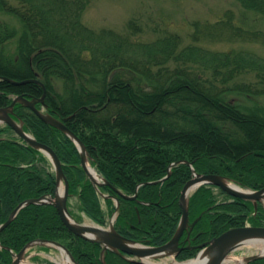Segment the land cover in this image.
<instances>
[{
    "label": "trees",
    "instance_id": "1",
    "mask_svg": "<svg viewBox=\"0 0 264 264\" xmlns=\"http://www.w3.org/2000/svg\"><path fill=\"white\" fill-rule=\"evenodd\" d=\"M236 1L264 16V0ZM91 2L0 0V12L20 24L0 18V78L42 81L47 92L37 106L46 105L48 113L65 122L87 147L91 165L110 183L98 190L77 143L17 103L13 117L58 154L81 210L104 226L117 212L114 226L121 234L159 246L179 227L180 197L193 177L192 167L245 188H263L264 56L205 43L241 40L264 46V30L245 28L229 10L215 22H194L189 44L170 31L145 40L135 38L143 28L134 20L127 25L129 33L87 25L83 15ZM43 94L35 81L0 79V108L18 95ZM170 167L171 175L160 181ZM56 187L51 159L12 126L1 124L0 225L21 202L55 194ZM135 194V199L126 197ZM230 198L211 184L190 196L191 222L201 218L178 260L195 257L201 244L230 228L264 226L263 204L256 209L252 201ZM36 239L64 244L79 264H103V246L71 232L52 203L26 205L1 232L0 264H11L15 253ZM105 257L107 264H143L112 250ZM246 264H264V257Z\"/></svg>",
    "mask_w": 264,
    "mask_h": 264
},
{
    "label": "water",
    "instance_id": "2",
    "mask_svg": "<svg viewBox=\"0 0 264 264\" xmlns=\"http://www.w3.org/2000/svg\"><path fill=\"white\" fill-rule=\"evenodd\" d=\"M0 79L7 80L13 84H25L27 82L35 81L41 84L44 87V94L41 98H32L29 99L24 95H19L14 98L12 103L8 106L0 108V124L7 123L11 125L17 133L32 146L42 150L53 162V165L56 169L57 174V187L55 195H44L39 198H31L21 202L15 210L11 213L9 219L0 225V234L1 232L11 223L15 218L18 212L26 205L31 203H52L56 206L63 222L67 228L74 234L85 238L87 240L98 242L103 245L102 250V260L106 264L105 252L108 250H113L120 254L131 255L134 257V260L139 261L143 264H156L150 262L146 259H162L166 257H176L178 253L183 249L180 246L181 237L184 234V231L187 227L190 226V217H189V196L191 189L197 185L194 189H198L204 184H212L222 188L224 191L230 195L241 198L247 201H253L256 208L258 203L264 201V187L259 190H250L244 189L241 186L237 185L233 187L229 185L230 179L226 176L220 174H199L195 173L194 177L191 178L184 186L180 201L183 209L182 218L179 224V227L174 234V236L167 243L160 246H149L142 244L134 239L128 238L121 234L114 227L113 223L109 227H103L99 224H85L77 221L71 214L68 206V201L70 197V183L67 176L64 173L63 165L58 154L47 144L39 142L32 134L25 131L23 122H18L14 117V107L17 103H22L25 106L31 108L36 112V114L42 118L46 123L53 125L54 127L59 128L66 134H68L78 145L81 155H82V164L87 172L88 177L96 186L107 185L109 182L101 177V181H97L92 173L89 170V153L87 147L83 141L77 137L75 133L60 119L56 118L52 114L46 112L44 108L40 109L37 107L38 102L45 101L46 96V86L44 83L38 79H25V80H15L9 77H1ZM171 174V167L168 175L160 181H164ZM122 194V192L118 189ZM130 197V196H126ZM137 196H133V199ZM119 203V202H118ZM200 219L197 218L193 223L194 226L197 221ZM190 234V233H189ZM189 237V236H188ZM252 241H263L264 242V226H253L245 225L239 227H233L226 230L218 236H215L210 241L205 242L201 245V250L198 252L195 258H198L201 254L211 256L206 260L204 264H226V261L230 254L235 251L239 246L250 243ZM36 244H46L49 246L56 247L60 250H64L69 257L71 258L73 264H79L71 251L62 243L46 239H37L26 244L18 253L15 254V258L12 264H22L23 260L26 257V252L29 248ZM264 257V253L255 254L248 256L240 264H244L251 260ZM192 260V259H191ZM52 264H67L54 261Z\"/></svg>",
    "mask_w": 264,
    "mask_h": 264
},
{
    "label": "rangeland",
    "instance_id": "3",
    "mask_svg": "<svg viewBox=\"0 0 264 264\" xmlns=\"http://www.w3.org/2000/svg\"><path fill=\"white\" fill-rule=\"evenodd\" d=\"M229 10L235 13V21L243 23L245 28L264 30V16L246 10L236 0H92L83 15V20L92 28H109L119 33H129L127 25L129 21L134 20L143 28L142 33L136 35L135 38L152 40L162 35L163 32L170 31L181 34L185 45L191 43L190 35L194 22H215ZM0 18L20 27L19 21L13 16L0 12ZM205 45L222 51L247 48L264 56V46L258 43L232 40L205 43ZM216 192L220 193L218 189ZM76 198L73 197L70 201L73 217L81 223H93L90 218L80 213ZM218 198L224 199L225 196L219 194ZM260 253L259 246L245 243L231 253L226 264H239L246 257ZM61 254L62 251L53 246L47 249L30 248L22 264L63 262ZM154 261L173 264L176 259L169 257Z\"/></svg>",
    "mask_w": 264,
    "mask_h": 264
},
{
    "label": "bare ground",
    "instance_id": "4",
    "mask_svg": "<svg viewBox=\"0 0 264 264\" xmlns=\"http://www.w3.org/2000/svg\"><path fill=\"white\" fill-rule=\"evenodd\" d=\"M89 170L90 172L92 173L93 177L97 180V181H101V178L99 176V174L95 171L94 168L91 167V165L89 164ZM229 185L233 186V187H236V184L229 181L228 182ZM197 185H195L190 193L195 189ZM85 224H92L90 222H86ZM251 244H254V245H257L259 246V248L261 249V253H264V242L263 241H252L250 242ZM211 255L208 254V255H205V254H201L198 258H195V259H192V260H187V261H184V262H178V261H175L173 264H204L206 262V260L210 257ZM61 257H62V261L63 263H67V264H73L71 258L69 257V255L63 250L62 251V254H61ZM148 261H152V259H146ZM227 261H229V259H227ZM242 261V260H241ZM153 262V261H152ZM155 263V262H154ZM157 264H168V263H161V262H157Z\"/></svg>",
    "mask_w": 264,
    "mask_h": 264
},
{
    "label": "flooded vegetation",
    "instance_id": "5",
    "mask_svg": "<svg viewBox=\"0 0 264 264\" xmlns=\"http://www.w3.org/2000/svg\"><path fill=\"white\" fill-rule=\"evenodd\" d=\"M189 230H190V228H187L186 230H185V232H184V235H183V237H182V240H181V245H184V247L185 246H189L190 245V240H191V238H192V234H190V237H188V232H189ZM187 232V234H186V237H185V233ZM192 241V240H191ZM184 249V248H183ZM182 249V250H183ZM181 250V251H182Z\"/></svg>",
    "mask_w": 264,
    "mask_h": 264
},
{
    "label": "crops",
    "instance_id": "6",
    "mask_svg": "<svg viewBox=\"0 0 264 264\" xmlns=\"http://www.w3.org/2000/svg\"><path fill=\"white\" fill-rule=\"evenodd\" d=\"M76 201H77L76 203H77V204H78V206L80 207V204H79V201H78V199H76Z\"/></svg>",
    "mask_w": 264,
    "mask_h": 264
}]
</instances>
